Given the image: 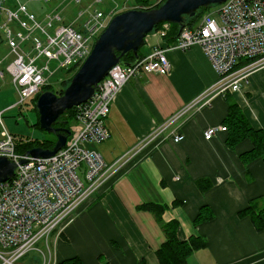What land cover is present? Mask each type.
Segmentation results:
<instances>
[{"label": "crops", "instance_id": "0c3cea01", "mask_svg": "<svg viewBox=\"0 0 264 264\" xmlns=\"http://www.w3.org/2000/svg\"><path fill=\"white\" fill-rule=\"evenodd\" d=\"M171 28L149 34L142 57L172 44L167 35ZM1 44L7 46L0 33V48ZM8 56H12L10 49L4 59ZM167 59V74H143L126 83L106 122L109 139L89 146L108 164L123 166L77 211L59 237L54 234L48 243H40L39 251L23 264H58L74 257L85 264H160L156 252L165 235L154 215L141 208L151 203L168 207L163 220L179 223L180 241L205 240L186 264H264V230H257L249 216H240L250 204L255 210L264 207V161L244 163L241 155L252 150V142L246 139L231 149L229 131L211 141L204 139L209 127L225 126L229 99L238 104L252 128L264 131V67L252 71L240 90L214 95L206 107L141 148L152 132L218 82L211 62L198 47L171 50ZM0 79H5V73ZM171 131L182 134L184 141L167 138ZM124 158H128L125 164ZM200 180H208L210 187L202 191ZM205 206L212 210L213 219L195 224Z\"/></svg>", "mask_w": 264, "mask_h": 264}, {"label": "built area", "instance_id": "2783aa9c", "mask_svg": "<svg viewBox=\"0 0 264 264\" xmlns=\"http://www.w3.org/2000/svg\"><path fill=\"white\" fill-rule=\"evenodd\" d=\"M24 1L13 0L11 10L7 0H0V33L13 56L6 72L19 96L13 106L17 108L41 94L56 71L80 66L114 17L99 7L102 0H95L88 7L78 8L67 24V9H61V5L40 18L27 9ZM65 1L79 6L82 3ZM93 6L97 8L89 13ZM217 6L221 9L204 15L198 26L185 27L167 47L155 48L134 66H114L92 98L75 107L76 128L54 156L25 157L16 151V138L5 128L0 130V158L17 164L13 178L0 183V264H23L31 253L39 251L40 243H48L54 234L59 237L72 224L77 211L92 201L118 170L117 162L108 164L89 146L109 139L107 119L129 80L143 74H167L169 51L195 47L204 52L218 75L214 86L152 132L142 141L145 145L208 105L214 95L240 90L252 71L264 67V0H226ZM51 63L54 72H50ZM0 77L4 78L1 71ZM2 117L0 113V122ZM225 132L226 126L209 127L204 139L211 141ZM167 138L174 143L184 141V136L175 131ZM22 159L27 163L20 164Z\"/></svg>", "mask_w": 264, "mask_h": 264}, {"label": "water", "instance_id": "95a60500", "mask_svg": "<svg viewBox=\"0 0 264 264\" xmlns=\"http://www.w3.org/2000/svg\"><path fill=\"white\" fill-rule=\"evenodd\" d=\"M41 1V0H25ZM226 0H166L161 6L150 10H128L114 16L107 28L96 39L87 59L78 68L69 86L61 96L51 91L40 94L36 102L40 129L56 136L53 149L33 148L24 156L33 159L49 158L65 147L72 131L55 128L56 121L68 110L87 102L96 93L99 83L110 70L121 64L134 66L140 60V50L146 37L162 23L176 24L179 33L189 20L196 18L200 9L220 5ZM132 53L134 61L126 63L122 58ZM65 123V122H64ZM27 163L22 159L20 164ZM17 164L5 157L0 158V183L13 178Z\"/></svg>", "mask_w": 264, "mask_h": 264}, {"label": "trees", "instance_id": "16d2710c", "mask_svg": "<svg viewBox=\"0 0 264 264\" xmlns=\"http://www.w3.org/2000/svg\"><path fill=\"white\" fill-rule=\"evenodd\" d=\"M151 1L152 0H135V2L137 3V6L144 7L146 8V10L155 9L160 6V5L153 6V4H151ZM204 10H205L204 8L200 9L197 17L189 20L186 27L193 28L195 26V23L198 21V18L201 16ZM164 25H167V26L169 25L172 27L171 31L168 32L167 35H168V38H170V40L174 42L179 36V29L176 24H167V23L159 24L158 26L155 27L153 32L160 31V29ZM141 57L142 55L140 54V58ZM122 61L126 63H132L134 61L133 54L129 53L125 55L122 58ZM245 63L246 62H243V64ZM74 69H77V68L74 67ZM73 76L70 78V82ZM48 88L46 86L43 90L45 89L48 90ZM39 96L40 94L36 96L35 99L32 100V102L35 103V110H36V102ZM228 104H229L228 114L224 120V125L227 127V132L229 131V135L227 139L228 146L231 149H233L240 142L248 139L252 142L253 148L249 152H246L243 155H241L242 161L246 164L256 159H262L264 161V131L255 130L254 128L250 126L243 111L238 106V104L234 102L233 99H229ZM74 118H75V108L66 111L56 121L54 127L55 128H68L71 130L70 120ZM74 122H75V119H74ZM49 135H51L49 138L36 139L33 141H28V142L25 141L23 144L18 143L16 147L17 153L25 154L27 151L33 148H42V149H49V150L53 149L56 143V136L53 134H49ZM197 184L200 187V189H202V191L210 187V182L208 180H200L197 182ZM141 208L154 215L156 221L160 225L165 235V238H166L165 243H163L161 248L156 252L157 257L160 261V264H186L187 258L195 250H198L205 246V240L201 238H197V237H191L187 241L179 240L178 235H177L179 223L177 221L165 222L163 220V214L167 210L168 208L167 206L151 203V204L143 205L141 206ZM240 216H249L257 230L259 231L264 230V207H262L259 210H255V207L250 204L245 210H243L240 213ZM213 217L214 215H213L212 210H210V208L206 206L202 207L195 220V224H200L206 221H210L213 219ZM58 264H85V263L79 257H74V258L64 260Z\"/></svg>", "mask_w": 264, "mask_h": 264}, {"label": "rangeland", "instance_id": "374dc122", "mask_svg": "<svg viewBox=\"0 0 264 264\" xmlns=\"http://www.w3.org/2000/svg\"><path fill=\"white\" fill-rule=\"evenodd\" d=\"M9 2V7L12 10L13 5L15 4L13 0H7ZM95 0H82L81 5H76L73 3L72 5L70 2H66L65 0H49V1H24V3L27 6V9L32 12L37 17H43L45 14H47L49 11L53 10L55 7H58L61 5V9H67L68 19H73V17L76 15L78 8H85L86 6H90L93 4ZM165 0H152L151 4L153 6H158L164 2ZM150 4V5H151ZM149 5V6H150ZM148 6V7H149ZM104 10L106 14L111 15H118L120 13L126 12L128 10H146L144 7L137 6V3L135 0H102L101 5L99 6ZM98 7V8H99ZM97 7L93 6L90 8L89 13H91L94 9ZM221 8L217 5H214L208 9H205L201 16L198 18V21L195 23V26H198L203 19L204 15H208L214 12H217ZM215 19H218V16H214ZM164 25L158 32H162L165 28ZM9 54V49L5 44H1L0 48V60L3 59V64L0 66V69L4 71L5 73V79L2 81L0 79V113H3V117L1 118L0 122V130L5 128L8 133L13 135L16 138V142L23 144L25 141H33L36 139H42V138H49L51 135L40 129L39 123V117L37 114V111L35 110V103L32 101H27L26 104L23 107H13L15 106L19 101V96L17 94V91L15 90L11 77L6 72V66L13 61L12 56H8L6 59L4 57ZM47 61L45 60V63ZM50 72L55 71L54 63H51L49 65ZM77 69L71 68L69 70H59L56 71L55 74H53L50 78L49 85L47 86L48 90L43 91H51L54 94L61 96L63 94V91L69 86L70 78L76 73ZM207 92V91H206ZM204 92V93H206ZM212 100V99H211ZM211 102V101H210ZM210 104V103H209ZM207 106V105H206ZM204 106V107H206ZM71 123V131L72 126L74 124V119L70 120ZM77 122L75 123L76 128ZM24 140V141H22ZM143 148L148 144H140ZM129 158V157H128ZM128 158H124V164L128 161ZM123 166L122 163L117 164L116 168H118L117 171L112 175L114 176L120 168Z\"/></svg>", "mask_w": 264, "mask_h": 264}]
</instances>
